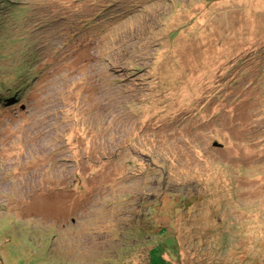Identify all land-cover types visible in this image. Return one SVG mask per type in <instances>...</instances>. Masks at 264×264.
I'll return each mask as SVG.
<instances>
[{"label": "rangeland", "instance_id": "374dc122", "mask_svg": "<svg viewBox=\"0 0 264 264\" xmlns=\"http://www.w3.org/2000/svg\"><path fill=\"white\" fill-rule=\"evenodd\" d=\"M151 248L264 264V0H0V264Z\"/></svg>", "mask_w": 264, "mask_h": 264}, {"label": "trees", "instance_id": "16d2710c", "mask_svg": "<svg viewBox=\"0 0 264 264\" xmlns=\"http://www.w3.org/2000/svg\"><path fill=\"white\" fill-rule=\"evenodd\" d=\"M162 231L157 233V234H153V239L155 240L156 239V236H161L162 237ZM164 236V235H163ZM155 243V241H151V242H148L146 241V244L147 245H153ZM125 245V244H124ZM159 245H162L164 247L166 246H172L174 245V237L173 236H165L162 241L160 243H157L153 246V248H158ZM153 248H151L148 252H147V255H148V263L146 264H155L154 263V258H152V256L154 255V251H153ZM156 251V250H155ZM120 257V256H119ZM118 263H123V261L121 259H119V262ZM161 264H167L166 261L162 260L161 261Z\"/></svg>", "mask_w": 264, "mask_h": 264}]
</instances>
